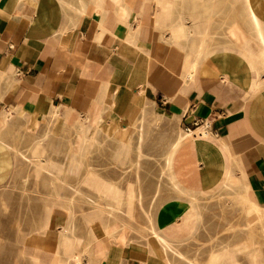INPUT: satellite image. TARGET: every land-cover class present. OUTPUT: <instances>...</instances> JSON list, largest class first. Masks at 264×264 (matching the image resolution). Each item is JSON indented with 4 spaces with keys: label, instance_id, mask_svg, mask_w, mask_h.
<instances>
[{
    "label": "crops",
    "instance_id": "0c3cea01",
    "mask_svg": "<svg viewBox=\"0 0 264 264\" xmlns=\"http://www.w3.org/2000/svg\"><path fill=\"white\" fill-rule=\"evenodd\" d=\"M250 1L254 6L264 2ZM249 4L247 0H0V112L10 110L13 117L8 128L0 131L15 133L23 111L25 117L42 119L40 130L50 134L53 149H63L69 135L84 134L86 151L89 139L98 141L92 134L104 128L118 129L111 132H117L119 141L125 140L133 130L125 119L141 101L142 123L134 127L140 150L138 138L145 134L149 111L146 104H157L181 124L207 119L218 132L184 148L176 168L182 186L197 188L202 176L226 179L231 172L264 206V41L245 8ZM81 7H86L85 12ZM181 21L187 30L180 29ZM194 22L205 24L200 29ZM212 22L221 23V33L215 36L220 41L215 44ZM233 24V34L228 35ZM208 26L204 55L211 56L191 72L203 28ZM262 28L264 34V24ZM105 121L116 125L103 126ZM80 140L72 155L65 154L69 163L51 158L48 164L61 184L68 183L66 173L78 178L82 164L90 165L76 152ZM88 171L78 186L69 185L83 189L85 196L90 191L107 194L88 185ZM103 175L118 181L116 176ZM92 176L93 181H110L100 173ZM53 187V196L60 195L61 190ZM126 188L127 184L122 189ZM108 196L129 214L123 203ZM177 210L175 200L159 206V225L173 219ZM91 212L85 210L77 218L78 231L75 222H67L62 207L48 205L44 234L28 236L31 261L165 264L157 246L154 254L146 246L133 248L121 219L106 226L105 218L84 217ZM49 244L55 249L51 256Z\"/></svg>",
    "mask_w": 264,
    "mask_h": 264
},
{
    "label": "rangeland",
    "instance_id": "374dc122",
    "mask_svg": "<svg viewBox=\"0 0 264 264\" xmlns=\"http://www.w3.org/2000/svg\"><path fill=\"white\" fill-rule=\"evenodd\" d=\"M247 2L250 4L245 8L246 10L248 9L250 15L249 6L252 5V2L250 0H247ZM260 7H262L261 17L264 20V2H262ZM196 9H199V7H196ZM195 24L201 29L205 22H196ZM211 24L213 26V42L215 44V41H220V38L215 39V36H219L221 33V23L212 22L209 23V26ZM235 25L233 24L228 28V35L233 34L232 29ZM208 56L211 55H205L202 58L205 59ZM142 104L143 102L140 101L136 108L132 110V115L125 119L127 123L133 126L132 132L127 134L125 140L119 141L116 137L117 132H111L118 129L109 130L104 128L102 133L92 134L97 137L98 141L94 140V138L89 139L86 152L82 158L83 163L87 162L90 165L82 164L78 178L68 173L65 175L68 183L78 186L84 174L89 170V175L87 176L89 178L88 185L106 192L113 201L123 203L122 207L126 209L130 216L122 213L109 214L102 203H97L96 206H93L86 201L85 195L77 194L65 187L61 189L60 195L62 199L67 201L74 199V220L78 231L77 218L82 216V212L85 210H91L92 212L84 217L105 218L104 223L106 226L111 221L121 219L125 227L123 231L132 239L133 248H143L145 244L150 242L157 246L160 255L165 259V264H168L165 252L161 249L156 239L149 236L147 232L148 220L145 210L152 209L150 211L154 216L155 225L162 230H166L173 219H181L182 212L188 210L192 213L194 227L185 236L184 242L187 240L185 243L183 242L181 249L192 257L195 262L197 261L196 263L223 264V260L226 258V262L228 261L232 264H264V230L261 228V226H264V206L261 205L260 212L257 215L259 218L257 217L253 223L257 230L251 237L248 223H250L251 216H256V212H248L249 204H246L243 197L250 196L246 192L247 190L243 188L244 186L241 182L234 184L233 188L229 190L224 189L219 191L220 193L214 192L211 195H203L195 188L191 190L182 186L176 171L180 157L172 155L173 157L169 160L168 156L172 149L173 140L180 133L186 134L188 125L181 124L180 119L176 121L166 111L162 110L161 106L146 104L149 109L147 126L142 144V155L138 157L136 138L138 133L134 127L142 123V120H140V106ZM3 112L4 110L0 112V130L8 128L12 121L10 119L4 122L2 118ZM20 114L24 119H21L19 129L15 133L11 129L10 132L6 130L0 131V264H36L31 261L27 254L28 236L34 227L40 223L38 221L41 220L40 218L44 214L45 194H50L52 188L44 189L42 184L45 178L34 175L36 165L34 163L35 161L38 162L39 158L34 157L31 160L33 148L39 145L38 148L45 150L51 158H59L63 160V163H69L70 159L65 154L72 155L80 140V134L76 138V135H69L63 140V149H53L50 134L46 130H40L39 125L42 119L40 117H25L23 111H20ZM71 120L70 118L68 119L69 124ZM47 121L49 124V119ZM85 121L86 123L91 122L87 119ZM76 124H78V121ZM102 125L106 127L115 126L116 123L115 121H105ZM2 142L13 148L3 147ZM18 150L21 153H18ZM22 153L25 156H22ZM23 159L25 161H22ZM92 163H95V165ZM119 163L124 164L121 165ZM59 166L66 167V165ZM99 173L110 181H93L92 178L94 176L92 175ZM103 173L110 177L113 176V178L116 176L118 181L111 180ZM46 178L50 180L54 177L46 175ZM53 183L57 184L56 186L58 187L61 184L57 180H53ZM126 184L127 188L122 189ZM29 191L31 192L29 193ZM82 191L84 192L83 189ZM193 195L197 197L193 199ZM173 200L177 204V213L173 219L161 225V227L156 219V210L159 206L170 204ZM125 216L127 217L126 219ZM262 217L263 219H260ZM52 245H47L48 256H51L55 250L53 248L54 245ZM160 264L164 263L161 262ZM174 264L182 263L176 261Z\"/></svg>",
    "mask_w": 264,
    "mask_h": 264
},
{
    "label": "bare ground",
    "instance_id": "6f19581e",
    "mask_svg": "<svg viewBox=\"0 0 264 264\" xmlns=\"http://www.w3.org/2000/svg\"><path fill=\"white\" fill-rule=\"evenodd\" d=\"M261 9L262 7L260 6H254V5H250L249 6V12H250V19L252 21V25L253 27L255 28V30H257L260 38L262 41L263 40V22H262V13H261ZM86 10V7H81V11L82 12H85ZM183 17L181 16L180 19H182ZM180 29L181 30H184L186 29L187 30V27L185 26L184 22H180ZM61 29V28H60ZM204 30V38L200 39V42H199V52L195 55V59L194 61H192L191 65H190V71L193 72L197 69V67L199 66L200 61L203 59L202 57L205 56L204 55V51H205V46L207 44V37H205V35H208V30H209V26L207 28H203ZM256 33V34H257ZM256 39V38H255ZM181 40H188L187 38L185 39H181ZM256 41V40H255ZM257 42V41H256ZM262 44V42H261ZM229 46V45H228ZM259 47V46H258ZM260 48V47H259ZM260 50V49H259ZM209 51V50H208ZM251 53V52H250ZM194 55V54H193ZM191 56V55H190ZM253 56V55H252ZM262 57L264 58V51L262 52ZM251 58V57H250ZM254 58V57H253ZM191 60V59H190ZM215 64V63H214ZM189 65V64H188ZM203 65V64H202ZM226 66V65H225ZM261 67V66H260ZM189 69V68H188ZM200 70V68H198ZM218 72V71H217ZM224 74V73H223ZM222 74V75H223ZM205 79V78H204ZM149 112V111H148ZM2 118H3V121L4 122H7L9 121L10 119H12V113L11 111L9 110H4L3 114H2ZM201 132V131H200ZM199 131H196L195 133L198 134L200 133ZM194 133L192 132H187L186 134H182L180 133L179 136H177L173 142H172V145H171V152L169 153V156H168V159L171 160V158L173 157L172 155H177L178 157H180V154L182 153V151L184 150V148H187V147H191V145H194L195 142L198 140V139H202L203 137H205L204 134H200V135H196L194 136L193 135ZM209 135V134H208ZM144 137H145V134L144 133H140L139 134V138H138V142L140 143V147H142V144H143V140H144ZM85 138H86V135L84 134H80V145L78 146L76 152L81 155V156H84L85 154V149H84V146H85ZM2 146L6 147V148H13L11 147L10 145L2 142ZM32 146V145H31ZM37 146L36 145L33 150H32V155H31V160L34 158V157H38L39 158V161L36 162L34 164L35 165V173L34 175H36V177H44V183L42 184V187L44 189L46 188H54L53 186L55 185L53 183V180L54 179H57V182L60 181L61 183V180H60V177H54L53 179H50L48 180L46 178V175L48 176H52L53 175V171L50 170V167L48 166V164L50 163L51 161V157L47 155V152L43 149H37ZM29 149V148H28ZM10 150V149H9ZM141 150H138V157L142 155L141 153ZM13 152V151H12ZM16 153V151H14ZM18 153H21L19 150L17 151ZM29 152V151H28ZM25 153V152H24ZM28 154V153H27ZM30 154V153H29ZM22 156H25L23 153H22ZM19 158V157H18ZM22 159V158H21ZM167 159V160H168ZM168 160V161H169ZM22 161H25L24 159ZM29 161V160H28ZM27 162V161H26ZM11 165V164H10ZM32 167H34L33 165H31ZM201 170V169H200ZM221 169L219 167L216 168V171H220ZM223 180V181H221ZM171 181V180H170ZM238 182H240V180L235 177V176H232L231 172L230 174H228V176L226 177V179H220V177L218 175L214 176V177H211L209 179H206L202 176V181L200 182V185L195 188L198 192H200L201 194L203 195H211L212 193L214 192H219V191H222L224 189H230V188H233V185L234 184H237ZM176 183V182H175ZM57 185V184H56ZM58 186H56L55 188L58 189V190H61L63 188H71V189H75V188H78L76 190H78V192L81 190L80 187H71L69 185V183H63V184H60V186L57 188ZM248 188V187H246ZM43 189V190H44ZM241 189V188H240ZM35 190V189H33ZM192 190V189H191ZM246 190V189H245ZM31 191H29L30 193ZM37 192V191H35ZM85 192V191H84ZM84 192L81 190L79 193L77 194H84ZM247 192V191H246ZM28 193V192H27ZM47 193V191H46ZM93 193H96L97 197L95 198ZM220 193V192H219ZM25 194V193H24ZM41 194V193H40ZM37 195V194H36ZM44 195V194H43ZM46 197L44 199V210L46 209V207L48 205H53L54 207L56 205L62 207L66 212H67V217H66V220L69 224H72L74 223L75 221L72 220V218H74V199L72 200H64L60 197L59 194H55V196H53L52 193H47L45 194ZM89 196H86V201L91 204V205H95L97 203H102L104 205V208L108 210V213L109 214H116V213H122L125 215V213L123 212V209L120 208L119 206H115V204L113 202H110L111 199L110 197L108 196V194H104L103 196H100L98 194V192H93V191H90V193L88 194ZM242 195V194H241ZM193 199H195L196 197L193 195L192 196ZM185 198V197H184ZM243 198H245L244 200L246 201V204L248 203L249 204V213H251L252 211H255L256 212V216L253 215L251 216L250 218V223H248V225L250 226V229H249V232L251 234V237H253V235L255 234V230L256 229V226L254 223L255 219H257V215L259 214L260 212V208H261V205L258 204L256 201H254L253 199H251L250 197H246L244 196ZM43 199V197H42ZM68 199V198H67ZM180 199V198H179ZM188 199V198H187ZM139 200V199H138ZM178 200V199H177ZM186 200V199H185ZM184 200V201H185ZM101 201V202H100ZM154 201V200H153ZM187 201V200H186ZM192 201V200H191ZM196 201V200H195ZM156 202V201H154ZM181 202V201H180ZM187 203V202H186ZM198 203V202H196ZM191 204V203H190ZM199 204V203H198ZM195 205V204H194ZM140 206V205H139ZM180 206V205H178ZM183 206V205H182ZM186 206V205H185ZM245 206V205H244ZM153 207V206H152ZM197 207V206H196ZM246 207V206H245ZM180 208V207H179ZM182 208V207H181ZM263 208V207H262ZM195 209V208H194ZM198 209V208H197ZM152 210V209H150ZM150 210H145V213H146V217H147V220H148V225H147V229H148V233H149V236L153 237L156 239V241L158 242L159 246H161V249L165 252L166 254V261L168 264H174V262H179V263H182V264H198L194 261V259L192 257H190L184 250L181 249V246L183 245V242H184V239H185V236L188 235L187 233L189 231H191L194 227V221L192 220V213H190V211H185V212H182V218L181 219H173L171 223H169V227L166 228V230H162L161 228L159 229L155 224L154 220H153V215L151 213ZM186 210V209H185ZM142 211V210H141ZM181 211V210H180ZM196 211V210H194ZM198 212V210H197ZM180 213V212H179ZM248 213V214H249ZM121 214V215H122ZM42 215V214H41ZM44 215V214H43ZM178 215V214H177ZM127 216H130L129 214H127ZM134 216V215H133ZM200 216V214H199ZM117 217V215H116ZM126 217V216H125ZM132 217V216H131ZM180 217V216H179ZM198 217V216H197ZM111 218V217H110ZM259 218V217H258ZM41 220L38 221V225L34 227L33 231L30 232L29 234H35V235H40V234H44V228H43V216L42 218H40ZM157 219V218H156ZM260 219H263L260 218ZM142 220V219H141ZM156 221V220H155ZM73 225V224H72ZM247 225V226H248ZM161 226V225H160ZM248 226V227H249ZM71 227V226H70ZM162 227V226H161ZM131 228V227H129ZM261 228L264 230V226H261ZM247 229V228H246ZM71 232L70 233H74L73 230H70ZM195 231V230H194ZM112 230L110 231L109 229H107V233L108 234H112L111 233ZM244 232V231H243ZM118 233V232H117ZM196 233V232H195ZM120 234V233H119ZM247 234V233H246ZM249 235V234H248ZM109 236V235H107ZM113 236V235H112ZM110 237V236H109ZM248 237V236H247ZM114 238V237H113ZM120 238V237H119ZM144 238V237H143ZM188 238V237H186ZM25 239V238H24ZM115 239V238H114ZM191 239V238H190ZM251 239V238H250ZM117 240V239H116ZM187 240V239H186ZM185 240V242H186ZM245 240V239H244ZM248 240V238H247ZM111 241V240H110ZM184 242V243H185ZM247 242V241H246ZM119 244V243H118ZM249 245V244H248ZM146 246V251L149 253V254H154L155 253V247L152 243L148 242L147 244H145ZM247 246V245H246ZM252 247V246H251ZM227 251V250H226ZM225 251V252H226ZM257 251V250H255ZM220 252V251H219ZM244 253V252H243ZM254 254V253H253ZM245 255V254H244ZM249 255H252V254H249ZM260 256V255H259ZM248 257V256H247ZM257 259V258H256ZM231 260V259H230ZM254 260H255V257H254ZM250 261V260H249ZM228 262V261H227ZM226 262V258L223 260V264H232L231 262ZM262 264V263H261Z\"/></svg>",
    "mask_w": 264,
    "mask_h": 264
},
{
    "label": "built area",
    "instance_id": "2783aa9c",
    "mask_svg": "<svg viewBox=\"0 0 264 264\" xmlns=\"http://www.w3.org/2000/svg\"><path fill=\"white\" fill-rule=\"evenodd\" d=\"M198 128H201V132L196 134V130ZM186 130L188 132H192L194 133L193 135L196 136V135H207L209 133L211 134H215L217 135L218 132L216 130L213 129L212 127V123L210 121H208L207 119H196L194 120L191 124H188V126L186 127Z\"/></svg>",
    "mask_w": 264,
    "mask_h": 264
}]
</instances>
